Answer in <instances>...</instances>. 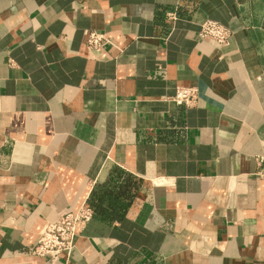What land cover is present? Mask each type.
Returning a JSON list of instances; mask_svg holds the SVG:
<instances>
[{"label":"crops","instance_id":"1","mask_svg":"<svg viewBox=\"0 0 264 264\" xmlns=\"http://www.w3.org/2000/svg\"><path fill=\"white\" fill-rule=\"evenodd\" d=\"M0 264H264V0H0Z\"/></svg>","mask_w":264,"mask_h":264},{"label":"built area","instance_id":"2","mask_svg":"<svg viewBox=\"0 0 264 264\" xmlns=\"http://www.w3.org/2000/svg\"><path fill=\"white\" fill-rule=\"evenodd\" d=\"M166 19L174 22L177 15L174 11L166 13ZM231 33L222 24L205 20L200 24L197 38L210 41L218 47H225L229 44ZM85 47L88 51L98 53L104 47L113 46L111 39L104 33L88 30L85 32ZM198 93L195 88L178 86L172 102L177 106L190 108L196 105ZM93 217L91 208L84 204L75 212L65 213L55 222L46 223L39 235L35 245L31 248V255L49 260H58L60 256H68L74 248L76 239V227L79 223H87Z\"/></svg>","mask_w":264,"mask_h":264},{"label":"trees","instance_id":"3","mask_svg":"<svg viewBox=\"0 0 264 264\" xmlns=\"http://www.w3.org/2000/svg\"><path fill=\"white\" fill-rule=\"evenodd\" d=\"M88 206L91 208L92 212L94 213V208H93L94 205H93V200L92 199L89 200Z\"/></svg>","mask_w":264,"mask_h":264}]
</instances>
